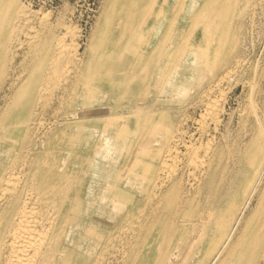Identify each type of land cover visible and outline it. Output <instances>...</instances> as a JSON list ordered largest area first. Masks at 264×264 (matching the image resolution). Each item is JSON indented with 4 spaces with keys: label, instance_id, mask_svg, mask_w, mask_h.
I'll return each instance as SVG.
<instances>
[{
    "label": "bare ground",
    "instance_id": "obj_1",
    "mask_svg": "<svg viewBox=\"0 0 264 264\" xmlns=\"http://www.w3.org/2000/svg\"><path fill=\"white\" fill-rule=\"evenodd\" d=\"M234 2L107 0L114 31L81 53L76 24L1 0L0 264H104L131 235L120 264L183 247L192 264L239 247L264 264V104L251 86L232 145L227 94L211 102L245 63L214 25Z\"/></svg>",
    "mask_w": 264,
    "mask_h": 264
},
{
    "label": "rangeland",
    "instance_id": "obj_2",
    "mask_svg": "<svg viewBox=\"0 0 264 264\" xmlns=\"http://www.w3.org/2000/svg\"><path fill=\"white\" fill-rule=\"evenodd\" d=\"M18 2V10L21 4H25L34 12L35 16L33 15L32 21H36L35 23L39 26L44 25L50 19H52V21H62V24L56 27L57 31H62L66 24H76V29L78 30H75V38H77L74 40L80 43L81 53H84L85 49L89 47L92 39L95 38L97 42L98 38L106 35L107 31H114L109 27L107 12H104L107 0H18ZM49 11L52 13V17L45 15ZM35 17H38L37 20ZM41 17H43V19H41ZM44 17L47 18L45 19ZM44 19L45 22L43 21ZM214 20L216 21L214 25H216L220 31L225 32L226 40L227 38H231L228 42V46H232L235 44L234 42H236V40L238 41L237 45L241 49L240 54H242V59L245 62L242 61L244 65L242 64L240 67L236 68L233 71V73L235 72L234 74L231 73L227 76V80L225 79L220 88L224 93L219 92V95L215 94L213 96L214 98H212L213 101H211L213 104L216 103L217 105L220 102L219 104L221 105L220 93L227 94L225 95L229 101L226 102L228 103L226 104L228 109L226 122L231 120V132H229L228 135L231 144L237 145L240 143V139L244 137L243 133L245 130L241 124V119L245 114H248L247 111L250 105L249 100L252 99L251 97L253 96L257 104H264V0H235L231 9L226 10L225 17L221 16L219 18V16L216 15ZM70 37L71 36H69L68 41L72 40ZM11 55L12 54L5 51V49L0 51V82L4 80V78L7 79V72L10 71L11 66ZM234 82H236L235 85ZM251 86L255 88V93L253 95L250 89ZM250 95L252 96L250 97ZM217 98H219V102L214 100ZM220 105L216 107L219 108ZM216 107L214 106V108ZM244 109L246 112L243 111ZM195 127L194 124V130ZM250 127L251 126H248V128ZM45 135L46 132H42L33 139L34 149L37 150L35 152H40L41 141ZM24 153L26 154V151H24ZM20 176L21 175H19L17 179L24 178V176ZM5 193L6 196L2 204L8 202L10 190H6ZM25 198L31 199V197L27 195ZM32 199L31 204H33ZM34 204L36 205V203ZM246 230H249V227ZM136 236L137 235L129 236L125 243H122L118 249H114L113 253L116 254L111 257L108 256L104 264H120L122 255L125 251L128 254L130 247L134 245L137 239ZM185 236L187 237V234H185ZM197 241L199 240L197 239ZM248 241L249 246H251L252 239L249 238ZM187 247H189V245H187ZM239 249L240 247L235 249L232 256L227 258L224 264H230V260L233 264H247L249 256H247V253L238 256ZM246 251L248 250H245V252ZM171 260L174 264H192L190 252L186 247L180 248V251Z\"/></svg>",
    "mask_w": 264,
    "mask_h": 264
}]
</instances>
